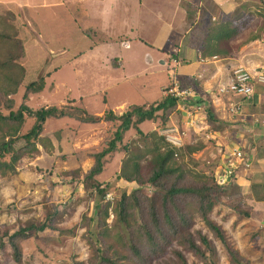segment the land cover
I'll list each match as a JSON object with an SVG mask.
<instances>
[{
	"label": "rangeland",
	"instance_id": "374dc122",
	"mask_svg": "<svg viewBox=\"0 0 264 264\" xmlns=\"http://www.w3.org/2000/svg\"><path fill=\"white\" fill-rule=\"evenodd\" d=\"M80 1V5L76 7L79 10L76 20L84 35H74L75 41L73 35L64 37L73 40L67 43L71 47L67 51L66 48L61 49L56 39L45 38V30H42L41 24L37 22L40 15L49 18V10L53 7L37 14L29 13L26 8L0 7V109L3 114L8 115L10 111H16L22 103H26L33 109L60 107L62 104L76 105L90 115H100L111 110L125 111L130 105L153 102L161 97V90L165 92L164 95L167 94V86H171L172 79L169 73L166 74L165 70L160 68L163 62L160 65H146L147 53L156 59L158 55L145 43L131 41V49H127L119 40H114L115 44L112 46L98 44L97 49L84 54L80 52L78 57H74L79 50L73 52L74 49L80 46L86 51V46L89 48L92 42L98 41L95 37L96 29L88 25V15L84 12L88 6L87 1ZM114 5L119 3L109 0V15L112 20L118 12ZM243 14L247 15V20L241 19V27L251 23L253 32L255 29L259 31L258 34L254 33L251 39L260 35L264 30L262 2L259 1L250 8L243 3L234 15ZM95 18L97 16L93 14L92 20ZM119 18L121 20L116 25L124 30V24L130 20L128 16ZM159 19L157 24L166 23L162 17ZM217 23L214 22L212 26H217ZM210 29H204L199 34L196 30L194 44L199 45L202 41L212 44L213 41L207 39L213 34V29ZM113 30L118 31L116 28ZM208 30L210 32L206 34L205 31ZM111 33L113 34V31ZM99 34H104L101 29H98V39ZM13 37L21 41L22 48L14 45L10 39ZM101 38L104 40V37ZM74 42H78L77 47L73 46ZM117 53L124 60L121 67H118L120 60L114 59L118 62L114 63L113 58L108 59ZM161 70H164L163 73ZM40 76H45L44 89L39 93H29L24 99L26 85ZM185 85L194 88L188 83ZM123 104H127L125 109L120 108ZM172 117H178V113H171L166 124L160 118L155 122L145 121L140 127L144 132L151 133L170 124ZM35 120V117L25 114L20 135L28 132ZM118 123H91L73 117H51L46 122L41 139L36 140L39 149L24 155L15 174L0 175V231L13 234L18 229L31 225L37 228L30 230V236L21 241L20 261L15 260L9 244L4 248L0 247V264H101V254L114 259L118 264H143L130 250V226H134L136 220L129 214L126 216V223L120 219L121 195L140 186L137 183L118 180L117 175L122 169L123 160L129 159L128 155L137 150H140L144 166L149 167L156 156V151H152L153 139L143 138L131 129L124 139V143L131 145L130 153L115 152L107 157L103 172L97 176L98 181L104 180L102 184L106 188L112 187L110 192L113 199L109 201L111 203L105 225L102 224L104 213L98 212L105 198L95 192L92 181L84 180L95 162L92 154L106 146ZM225 125L226 123L220 121L215 127L222 129ZM214 128L212 129L215 131ZM232 131L233 128L227 134ZM8 132L9 126L0 120V139ZM89 133L92 135L88 139L80 140L84 142L82 149L77 146L79 150H72V147L76 146V138L80 135L87 137ZM192 139H195L194 134L187 139L190 148H187V145L179 150V155L174 156L171 161V166L177 168L180 175L183 174V179L178 180V176L168 178L163 183L167 188L174 183L183 187H196L216 175L222 163L217 145L214 141L203 145L204 140H199L197 146L190 142L194 141ZM62 140L65 142L64 147L60 145ZM25 144L24 140H18V146ZM199 146L200 149L194 150ZM219 146L220 149L227 148ZM8 158L9 156L6 157ZM85 182L88 188L85 187ZM161 188L146 184L141 188L142 192L138 193L141 213L138 210L136 217L142 218L146 224H149V201L155 199L161 209ZM230 188L218 195L217 205L210 218L224 230L229 246L237 251L240 264H264V215L251 213L248 200L251 194L246 192L249 187L243 189L236 184ZM181 200L183 201L179 202L184 203L181 204L182 208L192 215L189 228L182 229L181 233L185 239L193 240L206 257L202 258L195 250H191L188 242L174 238V243L165 254L151 257L149 264H181L174 250L180 251L188 264H236L227 248L208 228L199 213L198 197L189 195ZM168 207L171 217L177 220L170 204ZM44 222L50 227L39 230V226ZM98 231L103 233L97 235ZM199 235L205 236L211 242L213 250H206ZM97 237L100 239L101 253L96 251L92 243L96 242ZM5 241H8V237Z\"/></svg>",
	"mask_w": 264,
	"mask_h": 264
},
{
	"label": "crops",
	"instance_id": "0c3cea01",
	"mask_svg": "<svg viewBox=\"0 0 264 264\" xmlns=\"http://www.w3.org/2000/svg\"><path fill=\"white\" fill-rule=\"evenodd\" d=\"M86 1L88 6L84 12L85 15H88H86L88 25L96 29L95 37L98 41L92 42L89 48L84 44L87 48L86 51L82 50L83 48L80 46L77 47L80 40L74 42L73 46L77 48L73 52L79 49L74 57H78L80 52L84 54L97 49L98 44L112 46L115 44L113 43L114 40H119L121 45H124L127 49H131V41H139L152 47L158 55L156 59L147 53L146 65L151 66L152 63L160 65L163 62V66L160 65V68L162 67L166 74L169 73V77L175 71L176 76L181 80L196 84L198 87L197 92L202 96L203 102L211 107L219 122L226 123L222 129H215L216 144L227 148L232 145L240 147L252 160L251 170L241 173L234 184L243 189L249 187L246 192L251 194V197L248 198L251 213L263 216L264 201H257L254 198L251 187L253 182L264 183V122H262L264 87L256 86L255 94L249 99L221 95L218 92V87L228 81L232 70L237 66L264 71V30L258 35L259 37L255 36L251 39L254 33L258 34V29L253 32L251 23L248 26L241 27V19L247 20L245 18L246 14L234 15V12L241 8L243 3L250 8L259 1L264 6V0H115L119 5L113 6L118 10L113 16V20L109 15V0ZM80 3V0H0V7L26 8L32 14L41 13L48 7H53L49 10V18L40 15L37 22L41 24L42 30H45L43 33H46L45 38L48 40L56 39L60 43L61 49L66 48L67 51L68 48H71L67 43L73 40L64 37L73 35L74 38V35L77 34L84 35L76 20V15H79V10L76 7ZM93 11H96L97 14ZM93 14L97 16L95 20H92ZM118 16L121 18L128 16V20H130L127 24H124V30L116 25L121 20ZM159 17H162L166 23L163 25L157 24L156 21L159 22ZM227 20L240 26V33L231 40V44L235 46L237 51L234 55L226 57L217 56V58H214L216 55L202 57L200 50L203 41L199 45L194 44L195 31L197 30L199 34L204 29L211 27L214 22H218V25H216L220 26ZM200 25L202 27H199ZM114 28L118 31L115 32ZM98 29H101L104 33L99 34V39ZM208 31H205L206 34ZM247 34H249L248 38ZM80 36L79 39H81ZM101 37H104V40ZM108 59H112L114 63H118L117 61L120 60L121 63L118 67H121L124 62L123 57L118 53ZM176 59L179 60V63ZM113 67L117 68V66ZM164 70H161L162 73ZM161 93L162 95L165 94L162 90ZM230 100L241 103L242 110L239 114H233L229 111L228 102ZM126 106L127 104H123L120 108ZM123 111L114 112L122 114ZM173 117L171 123L177 121V117ZM257 118H261V121L257 122ZM232 128L233 131L227 134ZM91 135L89 133L87 137L80 135L76 138V146L72 147V150L82 149L84 142L80 140L82 138L88 139ZM60 145H65V142L62 140ZM222 160L224 161L223 157Z\"/></svg>",
	"mask_w": 264,
	"mask_h": 264
},
{
	"label": "trees",
	"instance_id": "16d2710c",
	"mask_svg": "<svg viewBox=\"0 0 264 264\" xmlns=\"http://www.w3.org/2000/svg\"><path fill=\"white\" fill-rule=\"evenodd\" d=\"M208 29H213V34L207 38L209 41H213V43L209 44L207 42H203L201 44L202 46L200 51L202 57H213L214 55L218 57H226L234 55L237 49H235V46L231 44V40L240 33V26L227 20L220 26H211ZM10 39L15 46L22 48L21 41L15 37ZM177 79L180 82L181 87H188L185 85V83H188L189 85L194 86V88H188H192L197 92L198 87L196 84L183 81L178 77ZM44 86L45 76H40L37 80L28 83L26 85L24 99L27 98L29 93L41 92L44 89ZM167 89H169L168 86ZM176 105L177 99L171 94L167 93L153 102L140 105H131L122 114H117L111 110L106 111L103 115H90L84 109H81L77 106H70L69 104L62 105L60 107L47 106L33 109L26 103H22L18 110H12L8 115L3 114L2 110L0 109V120L9 126V132L2 139H0V175L15 174L17 172L18 163L21 161L24 155L39 149V143L36 142V140L41 139V134L45 130L46 122L51 117H73L82 122L91 123L102 121H118L119 123L116 126L113 134L108 138L106 146L102 150L92 154L95 162L93 167L85 175L84 180L86 182L92 181L94 183L92 187L95 189V192L104 198L105 195L110 192L112 187L108 186V188H106L102 182L97 180V176L103 172L104 165L107 162V157L109 155H112L115 152L123 151L130 153L131 145L129 143H124L126 133L131 129H134L141 137L153 139V149H151L152 151H156V156L153 157L150 166H144L143 162L141 161L142 155L140 150H137L128 155L129 159L127 158L123 160L122 169L117 175L118 180L122 179L123 181L129 183H137L140 186L139 188L132 190L130 193L124 192L121 195L120 200L122 215L120 217L121 222L123 221L126 223L127 220L125 219L128 214L134 217L136 220L135 225L130 226L129 232V243L131 245L130 250L132 251L133 256H135L143 264H149L151 257H160L161 255H164L166 250L174 243V238H176L177 241L183 240L188 242L189 248L191 250H195L197 254L201 255L202 258H205V253L202 252L197 244L190 238L185 239L181 233L182 229L189 228L192 221V215L188 213L186 209L182 208L181 204L184 203H180L179 201H183L181 200L182 197L194 195L200 200L198 210L206 225L227 248L232 261L236 264H240L237 251L229 246L224 230L216 221L210 218L213 209L217 205L218 195H220V193L223 194L226 190L235 185V181L232 182V180H228L227 183L221 184L216 175H214V177H212L210 180L208 179V181L203 182L201 185L196 187H183L177 183H174L169 188H167L163 183L168 178L172 176H178V180L183 179V174L180 175L178 173V169L171 166V161L175 156V150L170 147V145L165 141L164 137L160 135V130L156 129L151 133H146L140 127V125L145 121L155 122L160 118H162L163 123L166 124L168 122L169 115L175 111ZM206 110L208 123L212 129L216 124L219 123V119L216 117L211 107H207ZM25 114L35 117L36 120L28 132L20 135ZM217 128L218 127L216 126L214 129ZM194 137L196 138V135ZM19 139L24 140L26 144L18 146ZM199 140L201 139L190 142L197 145ZM212 141H214L215 144L217 142L215 139ZM188 142L189 141L186 140L185 147L188 145L187 148H190V143ZM202 144L206 145L207 143L203 141ZM200 148L201 147L199 146L194 150ZM7 156H9L8 159H6ZM248 158L249 156H247V160ZM130 160H132L131 163ZM86 182L84 185L86 188H88ZM146 184L156 186L158 189L162 187L159 191L162 198V203L160 205L162 210L158 208V204L155 199L149 201V224L144 223L142 218L136 217V212L138 210L141 213L138 193L142 192L141 188ZM259 188L262 191L259 190ZM263 190L264 183L253 182L252 191L254 198L257 201H264ZM103 201L104 202L98 209V212L104 213V217H102V224L105 225V220L108 216V207L111 202L106 200ZM169 204L170 207L175 211L177 220L171 217V214L168 211ZM46 227H50V225L44 222V224L39 226V230H43ZM32 229L37 228H35L34 225H31L27 228H20L13 234H10L8 231H0V247L4 248L7 244H9L12 247L15 260L20 261L22 257L20 243L23 239H26L30 236L28 232ZM102 233V231H98L97 235H101ZM6 237H8V241H5ZM199 238H201L203 241V245L207 251L213 250V245L207 240L205 236L199 235ZM92 243L96 248V251L101 253L100 239L97 237L96 242ZM174 252L181 261V264H188L186 258L180 251L174 250ZM99 258L101 264H118L114 259L106 257L104 254H101Z\"/></svg>",
	"mask_w": 264,
	"mask_h": 264
},
{
	"label": "built area",
	"instance_id": "2783aa9c",
	"mask_svg": "<svg viewBox=\"0 0 264 264\" xmlns=\"http://www.w3.org/2000/svg\"><path fill=\"white\" fill-rule=\"evenodd\" d=\"M214 58H217L215 56ZM177 63H179V60ZM172 83L167 93L177 99L175 112L178 113L177 121L170 123L160 129V135L165 141L175 150L177 157L178 151L183 149L186 140L191 135H198L194 139L204 140L207 144L215 139V131L210 128L207 117V104L201 101V96L194 89L181 87L177 79L175 71L171 73ZM256 86L264 87V71L262 69L250 70L245 66H237L232 70L228 81L224 85L218 87V92L221 95L233 97H242L249 99L255 94ZM228 109L233 114H239L242 110V105L239 102L230 100ZM257 122L261 118L256 119ZM264 122V115H262ZM217 145L218 153L224 158L219 169L216 172V177L221 184L227 183L228 180L236 181L243 172H247L252 168L250 158L247 160L245 151L237 146L232 145L226 149H220ZM215 157V155H214ZM217 158V156H216ZM105 200L113 199L111 192L105 195Z\"/></svg>",
	"mask_w": 264,
	"mask_h": 264
}]
</instances>
